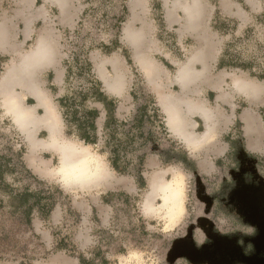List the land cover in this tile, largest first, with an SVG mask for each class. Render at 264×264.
<instances>
[{
    "label": "rangeland",
    "instance_id": "1",
    "mask_svg": "<svg viewBox=\"0 0 264 264\" xmlns=\"http://www.w3.org/2000/svg\"><path fill=\"white\" fill-rule=\"evenodd\" d=\"M13 1L4 0V7H10ZM133 1L136 0H75L78 16L71 26L66 27L57 26L54 23V12L52 13L50 10L52 16H50L51 20L48 21V27L54 33V41L51 44L53 48L52 63L47 66L32 65L31 70H26L28 72L26 79L17 82L18 85L13 94L18 97L21 96L22 105L35 107L34 96H37L38 89L45 93L47 101L55 103V98L62 90V88L60 90L59 88L63 84V80H57V73L59 71L64 72L63 60L71 52L78 50L81 44L85 46L84 49H88V60L92 64L93 73L105 58L121 55L122 49L116 46V42L122 48L123 45L127 44L123 40L122 29L125 22L127 23L132 16L131 2ZM151 1L156 2V0ZM173 1L170 0V4ZM177 3L198 6L200 11L193 14L196 18L195 21L203 24L205 34L211 40L210 44L216 48L214 52L216 56L218 54L216 51L219 52L220 47L222 48L224 43L232 39V52L240 60L255 62L254 68L264 69V16L261 17L264 12V0H181ZM155 5L156 3H154ZM216 6H218L217 11L221 16L228 20L223 29L224 34L212 30L210 26ZM153 12V17L159 24L158 31L163 35V41H166L173 59L184 61L193 42L189 43L187 40L181 42L177 39V36L174 38L175 31L173 29L163 26L162 6L160 10H154ZM255 18L258 19L255 20ZM137 25L140 26V23L137 22ZM40 26L36 24V27L40 28ZM75 28L78 30L77 35L73 33ZM66 30L69 32H66ZM76 37L77 40H75ZM34 46L35 41L30 40L27 44H23L17 54L8 55L6 62L0 64V80L10 64L18 62ZM103 46H107L111 52L106 53ZM126 68L129 70L128 75H126L127 87L125 92L120 95V101L116 109L121 120H130L136 107L134 105L132 108V103H129L131 100L129 92L133 81L137 83L138 87L142 86L141 77L134 78L131 68L129 66ZM228 74L231 80L230 78L227 79V83L224 85V89L228 92L230 91L231 81L235 79L258 89H264V79L258 80L255 77H249L240 70L228 71ZM49 82L58 86L55 95H52L51 91L46 88ZM80 82L82 83L81 80ZM79 85V81L76 80L75 86L79 87ZM9 94L8 90L6 94L5 88L0 85V152H8L13 155L14 159H20L24 168L30 172V175H28L24 171L25 169L22 171L18 168L19 176L18 180H14V185H27L34 190L48 188L51 194L58 198V201L49 217V223H44L39 220L40 218L35 217L29 224L21 215L9 214L4 206H0V264H60L57 261L56 263L52 261L53 255L51 254L54 246L51 231L55 227L65 239L66 236H69V240L71 239L78 246L79 250L77 251L83 252L86 256L90 255L89 251L96 244L102 242L104 244L102 250L109 259L110 264H168L166 255L172 241L183 236L189 225H195L193 237L197 244H201L206 240L203 231L196 223L197 219L202 217L208 218L213 223L215 230L222 234H251L253 228L241 223L233 214L226 212L217 197L214 198L207 213L205 212L206 203L197 197L196 175L199 176L205 186L206 194L211 196L218 193L221 187L226 188L232 183L231 175L228 173L224 175L222 171L220 175L216 176L215 179H210V181L205 177H201L197 172H184L186 173L189 192V216L178 227L168 233H162L155 223H150L145 218L140 217L139 201L148 192V187L140 193V200L137 201L135 208L127 203L124 204L121 199H116L107 205H102L101 202L96 204L94 199L99 194L98 190L86 191L83 187L76 186V184H63L59 178L53 176L52 172L60 163V154L45 148L39 152L31 150L25 132L15 122L13 114L6 108ZM234 103L238 105L237 108L240 112L245 107H252L257 112L264 111V100L254 98L248 102L241 91L238 92ZM36 108L38 113L42 114V108ZM126 108H131L130 114L127 113ZM233 110V105H229L224 106L223 112L230 114ZM58 114L60 116L59 112ZM59 120L60 132H62L63 122L62 119ZM46 132L45 128H39L35 133V137L39 139L42 146L46 145L42 141L47 135ZM62 140L78 141L71 137H63ZM100 141L97 145L101 147L102 143ZM151 176H153L151 169L145 171L147 181ZM224 176L231 178L229 179L231 182L225 181ZM125 177L132 179L129 176ZM163 179L165 183L171 182L170 175ZM9 181L13 180L9 179ZM54 184L58 185L62 193H58L51 187ZM113 190L116 192L126 191L120 187L117 189L115 187ZM132 195L136 194L132 193ZM163 195L161 193L158 198L157 207L162 204ZM93 201L95 202L94 206ZM214 201H218V209L215 208ZM103 209L105 214L101 215ZM235 219L238 220L236 224L234 223ZM132 224L136 225L133 230L130 229ZM142 230L146 233H142ZM110 234H112V238L109 237ZM108 240L110 242L106 246L105 243ZM60 253L65 254L63 251H60ZM174 264L189 263L183 258H178Z\"/></svg>",
    "mask_w": 264,
    "mask_h": 264
},
{
    "label": "crops",
    "instance_id": "2",
    "mask_svg": "<svg viewBox=\"0 0 264 264\" xmlns=\"http://www.w3.org/2000/svg\"><path fill=\"white\" fill-rule=\"evenodd\" d=\"M176 1L179 2L181 0ZM176 1L174 0L171 4L170 0H156V2L136 0L131 2L132 16L124 24L122 36L125 43H127L123 45V48L128 51L132 64H128L126 57L121 53L117 57L105 58L94 73L101 83L102 90L106 94L119 99L127 87L126 75H128L129 70L126 67L129 66L133 77L134 70L141 77V87L153 96L155 105L163 118L164 129L162 131L158 128L156 131L161 139L160 145L152 138L149 140L147 147L151 151L145 156L143 176L145 177V171L151 169L153 172L151 177L160 178L165 186L173 183L177 171L186 175L184 172L188 171L183 164L189 165L188 159H191L196 166V171L193 172H197L201 177H205L209 181L220 175L221 171L224 175L225 173L231 175L230 171L238 170V161L235 155L239 148H243L246 153L255 154L264 160V119L261 110L257 112L252 107H245L240 112L237 108L238 105L234 103L239 91H241L248 102L254 98L264 100V89L255 87L254 91H245L237 87V79H235L231 81L230 91H226L224 85L227 83V79L230 78L228 71L232 70L216 69V61L221 47L219 52L216 51L218 53L216 56L214 53L216 48L210 44L211 40L205 34L203 24L195 21L196 18H194L193 14L200 11L198 6L182 5ZM154 3H156L155 6ZM4 4V0H0V55L7 57L8 55L17 54L23 44L34 40L35 46L18 62L13 64L17 65L28 54L34 52L41 42H44L47 44L49 56L33 65H50L53 52L51 44L54 41L53 30L48 27V21L51 20L50 16H52L50 10L52 13L54 12V23L57 26H71L78 16L75 0H40V2L38 0H14L10 7H4ZM161 6L163 8V26L173 29L176 33L173 35L174 38L177 36V39L181 42L185 40L189 43L193 42L184 61L173 59V55L167 48L166 41H163V35L158 31L159 24L153 17V11L160 10ZM216 9H218V6H216ZM150 14L152 16H149ZM137 22L140 23V26L137 25ZM36 24L38 26L41 25L40 28L36 27ZM212 56H216V59L214 60ZM31 68L26 70H31ZM26 73L28 76V72ZM50 75L52 74L50 73ZM64 75L65 70L64 72L59 71L57 80H63L64 82ZM17 85L16 81L10 82L9 88L13 93ZM51 86L56 88L58 86L50 82L46 85L52 95H55L56 93L52 91ZM251 87L254 88L252 85ZM36 94L37 96H34L35 107L26 106L30 108L32 114L37 117L41 116L45 111V105H49L57 115L58 123L59 119H62L63 122L56 98L55 103L47 101L45 93L40 89L37 90ZM129 95L131 96L129 103H132V108L136 105L133 112L134 115L138 105L134 102L130 92ZM17 98L21 103V96H17ZM229 105L234 107L232 113L223 112L224 106ZM95 106L100 111L96 119V126L100 135L105 119V111L101 104L97 103ZM36 107L42 108V114L38 113ZM126 109L127 113L130 114L131 108ZM116 115L118 116L117 111ZM62 124L63 131L59 132L61 141H63V137H69L65 134L64 123ZM58 125L60 130V123ZM146 127L151 128V124L146 123ZM39 128H45L47 131L46 137L42 139L46 145L41 146L36 152L45 148L59 154V151L53 150L44 141L49 136L47 127L40 125L35 129V132ZM100 142L102 143V141ZM165 148H173V151L166 153L173 160L172 163L164 164L161 156H159L158 150ZM104 153L107 155L106 152ZM250 157L255 159L254 165L258 173L257 160L253 156ZM108 165L107 173L102 179L89 184L87 187H83L86 191L98 190L99 194L94 199L96 204L101 202L102 205H107L103 202L102 195L114 191L115 187L116 189L119 187L125 189V193L131 196H133L132 193L137 195L139 190L134 178L115 172L109 161ZM56 171L57 169L52 174H54L55 178H59ZM168 175L171 176V182L165 183L163 178ZM125 176H129L132 179ZM231 178L223 177L229 183ZM61 183L63 182L61 181ZM146 185L148 192L143 198L141 197L138 206L140 217H143L141 208L147 199V195L150 194V179L149 181L146 180ZM161 193L164 194L159 188L152 200L153 207H157L156 203ZM163 197L164 195L162 196L161 205L164 204ZM95 202L92 203L93 206ZM104 214L103 209L101 210V215ZM187 216H189V213L176 227L184 222ZM41 221L44 222L43 220ZM173 230L174 228L162 233H168ZM52 242L54 245V237ZM70 242L76 250H79L72 240ZM52 255V261L55 263L57 261L60 264H79L75 256L67 253L61 254L59 251L52 253Z\"/></svg>",
    "mask_w": 264,
    "mask_h": 264
},
{
    "label": "trees",
    "instance_id": "3",
    "mask_svg": "<svg viewBox=\"0 0 264 264\" xmlns=\"http://www.w3.org/2000/svg\"><path fill=\"white\" fill-rule=\"evenodd\" d=\"M262 16H264V12L261 14ZM257 19L255 18V20ZM227 21L216 9L210 21L211 29L224 34L223 29ZM77 31V28H75L73 33L77 35ZM66 32L69 31L66 30ZM75 40H77V37ZM116 46L122 49V54L126 57L127 63L131 65L132 61L128 51L117 42ZM84 47L81 44L78 50L71 52L63 60L64 82L56 101L63 118L65 134L79 141H85L90 145H97L100 140L102 141L100 148L107 153V159L112 169L120 175L133 177L139 190L137 195L134 196L125 192L110 191L102 195V200L104 203L109 204L116 199H121L124 204L127 203L135 208L137 201L140 200V193L147 187L143 176L145 156L151 151L147 146L150 138L160 145L161 139L156 131L158 128L163 131V118L155 105L153 96L142 87H138L134 81L130 93L134 102L138 105L136 113L130 120L119 119L116 115V109L120 100L117 97L106 94L102 90L100 81L92 72V64L88 60V49H84ZM104 47L106 53L111 52L107 46ZM6 60L7 57L0 55V64ZM254 63L240 60L232 52L231 39L223 44L217 57L216 69H237L246 73L249 77L263 80L264 69L254 68ZM133 72L134 77H137V73L134 70ZM76 80L79 81V87L75 86ZM51 89L56 93L58 88L51 86ZM97 103L101 104L105 111V119L100 135L96 126V119L100 114L99 109L95 106ZM261 113L264 119V111L261 110ZM146 123H150L151 128H147ZM158 151L164 164L173 162L166 154L169 151H173V148L159 149ZM177 152L182 153L181 151ZM247 154L256 158L258 173L264 178V160L255 154L248 152ZM188 162L189 165L187 166L183 164L185 169L190 172L196 171L194 162L191 159H188ZM18 168L22 171L25 169L20 159H14L13 155L8 152H0V206H4L9 214L21 215L29 224L35 217L40 218L45 223H49L51 211L58 198H55L48 188L34 190L27 185L15 186L14 180H18L19 176ZM24 171L30 175L27 169ZM9 179L13 181H9ZM51 187L58 193H62L58 185L54 184ZM214 204L215 208L218 209V201H214ZM234 223H238V220L235 219ZM134 227L136 228V225L132 224L130 229L133 230L135 229ZM142 233L146 232L142 230ZM52 235L54 237V246L51 254L64 251L71 256H75L79 264H110L109 259L102 250L104 245L102 242L93 247L89 251L90 255L86 256L83 252L74 248L69 236H66V239L61 236L57 227L53 228ZM109 237L112 238V234ZM109 242L108 240L105 245L107 246Z\"/></svg>",
    "mask_w": 264,
    "mask_h": 264
},
{
    "label": "water",
    "instance_id": "4",
    "mask_svg": "<svg viewBox=\"0 0 264 264\" xmlns=\"http://www.w3.org/2000/svg\"><path fill=\"white\" fill-rule=\"evenodd\" d=\"M235 157L238 170L230 171L232 183L228 187L207 195L196 175V194L206 203V213L217 197L226 212L252 227L253 233L222 234L208 218H198L197 226L206 240L197 244L193 237L195 225H189L183 236L172 241L166 255L168 264H174L178 258L189 264H264V179L256 171L255 159L243 148L237 150Z\"/></svg>",
    "mask_w": 264,
    "mask_h": 264
},
{
    "label": "clouds",
    "instance_id": "5",
    "mask_svg": "<svg viewBox=\"0 0 264 264\" xmlns=\"http://www.w3.org/2000/svg\"><path fill=\"white\" fill-rule=\"evenodd\" d=\"M12 104L15 105V101H12ZM53 146L66 153L58 173L63 183L87 187L107 173V155L99 145H90L85 141L65 143L54 140ZM83 165L91 167L80 171ZM161 192L164 193V204L153 207L151 202H146L141 208V214L150 223H155L162 232H167L175 228L188 213L189 192L186 175L177 171L173 183L162 187Z\"/></svg>",
    "mask_w": 264,
    "mask_h": 264
},
{
    "label": "bare ground",
    "instance_id": "6",
    "mask_svg": "<svg viewBox=\"0 0 264 264\" xmlns=\"http://www.w3.org/2000/svg\"><path fill=\"white\" fill-rule=\"evenodd\" d=\"M194 55V54H193ZM48 55V47L47 44L41 42L39 47L34 51L28 54L22 61H20L17 65L13 63L9 66L6 72L2 75L0 80V85L5 88V93L8 95V99L6 102V108L13 114L15 122L20 126V128L25 132L26 138L28 139L30 148L32 151L36 152L39 148H41L42 144L39 142V139L35 138V129L42 125L46 126L48 129V138L44 140L51 148L55 151H59L60 154V163L58 165L57 173H59V168L61 167V160L65 157L66 153L59 149V147H54L53 142L61 141L59 138V123L58 117L55 114L52 107L49 105H45L44 113L37 117L33 115L30 111V108L24 107L21 105L20 100L9 88V84L11 81H24L27 77L26 69H30L32 65L36 62H40L43 59H46ZM25 72V73H24ZM237 87L245 90V91H254L255 87H251L249 84L244 82H240L237 80ZM12 101H15V105L12 104ZM171 122V120H170ZM172 123V122H171ZM65 143H74L73 141H65ZM91 167V165H83L80 171H84L86 168ZM163 181L160 178L151 177L150 178V194L147 195L146 202H151L158 191L159 188L164 187Z\"/></svg>",
    "mask_w": 264,
    "mask_h": 264
},
{
    "label": "flooded vegetation",
    "instance_id": "7",
    "mask_svg": "<svg viewBox=\"0 0 264 264\" xmlns=\"http://www.w3.org/2000/svg\"><path fill=\"white\" fill-rule=\"evenodd\" d=\"M253 232V229H251V232L250 233H252ZM246 233H249V232H246Z\"/></svg>",
    "mask_w": 264,
    "mask_h": 264
}]
</instances>
